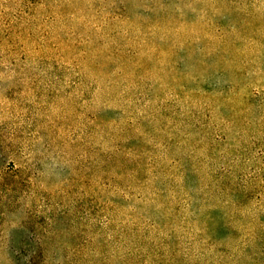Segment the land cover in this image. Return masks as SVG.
Listing matches in <instances>:
<instances>
[{
    "label": "rangeland",
    "instance_id": "374dc122",
    "mask_svg": "<svg viewBox=\"0 0 264 264\" xmlns=\"http://www.w3.org/2000/svg\"><path fill=\"white\" fill-rule=\"evenodd\" d=\"M0 264H264V0H0Z\"/></svg>",
    "mask_w": 264,
    "mask_h": 264
}]
</instances>
